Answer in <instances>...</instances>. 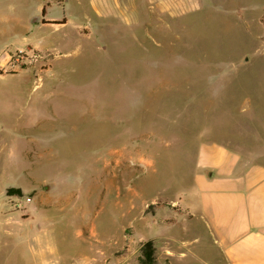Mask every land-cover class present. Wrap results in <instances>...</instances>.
I'll use <instances>...</instances> for the list:
<instances>
[{"label": "rangeland", "instance_id": "obj_1", "mask_svg": "<svg viewBox=\"0 0 264 264\" xmlns=\"http://www.w3.org/2000/svg\"><path fill=\"white\" fill-rule=\"evenodd\" d=\"M213 142L264 162V0H0V264H143Z\"/></svg>", "mask_w": 264, "mask_h": 264}, {"label": "crops", "instance_id": "obj_2", "mask_svg": "<svg viewBox=\"0 0 264 264\" xmlns=\"http://www.w3.org/2000/svg\"><path fill=\"white\" fill-rule=\"evenodd\" d=\"M254 156L242 154L224 142L200 146L195 174L197 200L186 202L180 210L174 207L162 217L167 231L152 238L155 247L164 248L162 257L179 261L171 259L165 264H218L205 259L204 248L209 244L204 241L201 250L196 246L203 239L198 233L200 228L209 234L210 246L217 249L215 255L222 264H264V162ZM180 215L183 222L188 220L182 236L174 231ZM26 219L17 215L0 222L17 226L8 235H16L22 243L30 237L26 232L33 229V223ZM38 236L32 239L38 240ZM23 261L26 264V259Z\"/></svg>", "mask_w": 264, "mask_h": 264}, {"label": "trees", "instance_id": "obj_3", "mask_svg": "<svg viewBox=\"0 0 264 264\" xmlns=\"http://www.w3.org/2000/svg\"><path fill=\"white\" fill-rule=\"evenodd\" d=\"M13 190H17V189H9V192ZM155 250L156 248L154 246L153 241L151 240H149L143 245L142 247L143 264H155L156 263Z\"/></svg>", "mask_w": 264, "mask_h": 264}, {"label": "water", "instance_id": "obj_4", "mask_svg": "<svg viewBox=\"0 0 264 264\" xmlns=\"http://www.w3.org/2000/svg\"><path fill=\"white\" fill-rule=\"evenodd\" d=\"M245 61H248V57L245 58Z\"/></svg>", "mask_w": 264, "mask_h": 264}]
</instances>
